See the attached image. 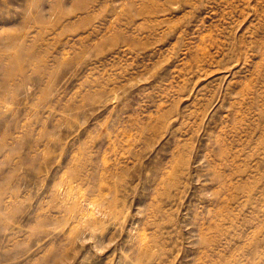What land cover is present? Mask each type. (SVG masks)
Wrapping results in <instances>:
<instances>
[{
  "label": "rangeland",
  "instance_id": "1",
  "mask_svg": "<svg viewBox=\"0 0 264 264\" xmlns=\"http://www.w3.org/2000/svg\"><path fill=\"white\" fill-rule=\"evenodd\" d=\"M0 264H264V0H0Z\"/></svg>",
  "mask_w": 264,
  "mask_h": 264
}]
</instances>
